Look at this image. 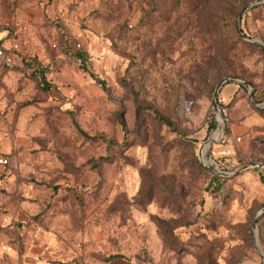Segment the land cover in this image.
I'll list each match as a JSON object with an SVG mask.
<instances>
[{"label":"rangeland","instance_id":"obj_1","mask_svg":"<svg viewBox=\"0 0 264 264\" xmlns=\"http://www.w3.org/2000/svg\"><path fill=\"white\" fill-rule=\"evenodd\" d=\"M22 26L0 264H264V0H0L4 46Z\"/></svg>","mask_w":264,"mask_h":264},{"label":"built area","instance_id":"obj_2","mask_svg":"<svg viewBox=\"0 0 264 264\" xmlns=\"http://www.w3.org/2000/svg\"><path fill=\"white\" fill-rule=\"evenodd\" d=\"M14 42L11 44L10 48H7L2 44V41L0 39V75L3 70H8L12 69L14 67V60L13 57L7 53V50H11L14 52H20L23 49H27L31 47L32 45V40L29 35V30L26 26L20 27L18 30L15 31L14 33ZM54 48H57V45H53ZM78 51L82 53V46L81 44H78ZM84 60L83 56H76L75 61L81 65ZM219 103L221 104V100H219ZM218 104V101H217ZM218 108L220 110V113L227 116V110L224 108H221L220 105H218ZM0 164L1 165H7L8 160L6 158H1L0 159Z\"/></svg>","mask_w":264,"mask_h":264},{"label":"trees","instance_id":"obj_3","mask_svg":"<svg viewBox=\"0 0 264 264\" xmlns=\"http://www.w3.org/2000/svg\"><path fill=\"white\" fill-rule=\"evenodd\" d=\"M252 1H254V0H246V3L248 4L249 2H252ZM259 7H260V6L258 5V6L254 7V8H252V11L258 9ZM241 21H242V20H241ZM2 44H3V42H2ZM258 49H259V51H260V52L263 54V56H264V46H258ZM7 53L10 54V55L13 57L14 64H15V54H16L17 52H14V51H11V50H7ZM14 66H15V65H14ZM9 70H10V69H8V70H3V71H2V74L5 73V72H7V71H9ZM41 82H43V81L41 80ZM239 87H240L241 89L244 88V86H241V85H239ZM43 89H44L45 91H49V90H50V85H49V83H45V85L43 86ZM253 100H254V102L257 103V104L262 102V100L258 99V97H257V92H255V94L253 95ZM223 106L226 107L224 104H223ZM263 112H264V111H263ZM160 121H161L164 125L168 126L169 128L173 127L172 122H171L170 120H168V119L160 118ZM216 128H217V123H216L215 121H212V122H211V125H210V131L212 132V131H214ZM174 129H175V128H174ZM84 136H86V135L84 134ZM214 165H216V164L214 163ZM200 167H201L203 170H205L206 172H210V173L213 175V179H214V178H215V179H219V176H218L217 174H215L214 172L210 171L206 166L201 165ZM260 178L262 179V181H264V176H263V175H262ZM220 185H221V184H220ZM119 257H120V256H113L112 259H113V258H119Z\"/></svg>","mask_w":264,"mask_h":264},{"label":"water","instance_id":"obj_4","mask_svg":"<svg viewBox=\"0 0 264 264\" xmlns=\"http://www.w3.org/2000/svg\"><path fill=\"white\" fill-rule=\"evenodd\" d=\"M255 4H258V2H254V3L250 4L248 7H246V8L244 9V11L242 12V14L239 16L238 26H240V23H241V20H242V16H243V14H244V13H245L250 7H252V6L255 5ZM239 29H240V27H239ZM252 42H253V43H256V44H261V43L256 42V41H252ZM228 82H236V83H239V84H244V85H248V86H250V85L247 84L246 82L239 81V80H234V79H227V80H224L223 82L219 83V84L217 85L216 89H215L214 96H213V100H214L215 106L217 107L218 113H220V110H219V108H218V104H217V101H218V93H219V91L221 90L222 86H223L224 84L228 83ZM250 87H251V86H250ZM250 99L253 100V90L250 91ZM211 141H212V139L210 138V139L208 140V143L210 144ZM200 159H201V161H202V163H203L204 160H205L203 154L200 155ZM203 164H204L205 166L209 167V165H207V164H205V163H203ZM210 168H211L212 170H214L215 172H219L218 170H216L215 168H213V167H211V166H210ZM248 168H250V167H246V169H248ZM263 214H264V209H263L262 212L258 215L256 221H257L258 218H259L260 216H262ZM256 223H257V222H255V225H256ZM255 228H256V227H255ZM255 228H254V230H255ZM255 243H256V246H257V248H258V252L263 256V252H262V250L259 248L256 239H255Z\"/></svg>","mask_w":264,"mask_h":264},{"label":"crops","instance_id":"obj_5","mask_svg":"<svg viewBox=\"0 0 264 264\" xmlns=\"http://www.w3.org/2000/svg\"><path fill=\"white\" fill-rule=\"evenodd\" d=\"M14 41H15V40H14ZM14 41H13V42H14ZM13 42H12V43H13ZM12 43H11V44H12ZM5 47H6V46H5ZM1 76H2V73H1L0 77H1Z\"/></svg>","mask_w":264,"mask_h":264}]
</instances>
